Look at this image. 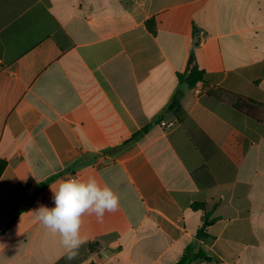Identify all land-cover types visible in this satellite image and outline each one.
I'll return each mask as SVG.
<instances>
[{
  "label": "crops",
  "instance_id": "crops-1",
  "mask_svg": "<svg viewBox=\"0 0 264 264\" xmlns=\"http://www.w3.org/2000/svg\"><path fill=\"white\" fill-rule=\"evenodd\" d=\"M191 56L211 88L264 104V0H0V264H176L189 247L211 258L192 264H264V122L180 84ZM88 177L119 207L84 215L69 261L33 212Z\"/></svg>",
  "mask_w": 264,
  "mask_h": 264
},
{
  "label": "clouds",
  "instance_id": "clouds-1",
  "mask_svg": "<svg viewBox=\"0 0 264 264\" xmlns=\"http://www.w3.org/2000/svg\"><path fill=\"white\" fill-rule=\"evenodd\" d=\"M51 189L54 207L41 205L33 213L40 224L58 234L65 256L71 261L85 243L80 231L84 215L102 220L105 213L117 211L119 196L112 187L101 185L95 177L65 178Z\"/></svg>",
  "mask_w": 264,
  "mask_h": 264
},
{
  "label": "trees",
  "instance_id": "trees-1",
  "mask_svg": "<svg viewBox=\"0 0 264 264\" xmlns=\"http://www.w3.org/2000/svg\"><path fill=\"white\" fill-rule=\"evenodd\" d=\"M178 80L180 84L187 85L189 88H196L201 86L203 90H206L209 95L212 97L219 99V100H227L231 103V105L245 115L246 117L257 121V122H264V104L256 102L254 100L245 98L243 96L233 95L231 93L226 92L225 90H218L211 88L207 82L205 81V73L199 69L198 65L196 64L194 56L189 58L186 71L182 74H178ZM181 91H177L173 96L171 103L168 105L166 110L168 111H175L179 108V100L181 98ZM147 128L141 132L134 134L130 137L126 142H124L121 146L116 147L114 150L121 149L126 147L127 145L137 141L140 139L145 132H147ZM7 166V162L0 158V177L3 174L5 168ZM44 187L39 188L24 207V211L31 207V205L36 200L38 194ZM205 234L203 231H200L198 234V238L204 236ZM198 260H211L210 257L203 250H199L195 252L192 247H189L185 250L183 256L176 264H192Z\"/></svg>",
  "mask_w": 264,
  "mask_h": 264
},
{
  "label": "built area",
  "instance_id": "built-area-1",
  "mask_svg": "<svg viewBox=\"0 0 264 264\" xmlns=\"http://www.w3.org/2000/svg\"><path fill=\"white\" fill-rule=\"evenodd\" d=\"M202 35H203V33H202ZM203 44H204V36H203V38L199 41V45H203ZM194 92H195L196 95H201V93H202V91H201L199 88H196Z\"/></svg>",
  "mask_w": 264,
  "mask_h": 264
}]
</instances>
